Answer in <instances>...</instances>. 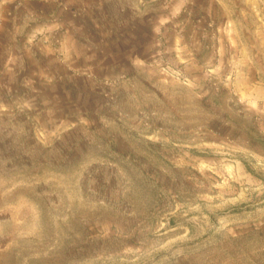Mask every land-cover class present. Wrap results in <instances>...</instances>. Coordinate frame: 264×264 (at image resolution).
Segmentation results:
<instances>
[{
	"label": "rangeland",
	"instance_id": "rangeland-1",
	"mask_svg": "<svg viewBox=\"0 0 264 264\" xmlns=\"http://www.w3.org/2000/svg\"><path fill=\"white\" fill-rule=\"evenodd\" d=\"M44 6L0 0V264H264V0Z\"/></svg>",
	"mask_w": 264,
	"mask_h": 264
},
{
	"label": "crops",
	"instance_id": "crops-1",
	"mask_svg": "<svg viewBox=\"0 0 264 264\" xmlns=\"http://www.w3.org/2000/svg\"><path fill=\"white\" fill-rule=\"evenodd\" d=\"M18 3H38V4H44L45 6L43 9H31V7L28 10V14L35 15L37 17H44L47 18V24L44 26V31L48 33H51L55 27H58L59 25H64V21L62 20L63 16L67 14L69 11L73 12V7L75 4L78 3V0H11ZM81 3L84 4V0H79ZM88 4H86L85 7H87ZM17 9H20L19 6H17ZM89 9L94 10L98 9L97 4L93 1L89 4ZM56 20L57 23L53 24L52 21ZM59 22V23H58ZM3 81L0 79V89ZM38 98H45L46 94L43 93L42 95H38ZM35 99H38V98Z\"/></svg>",
	"mask_w": 264,
	"mask_h": 264
}]
</instances>
